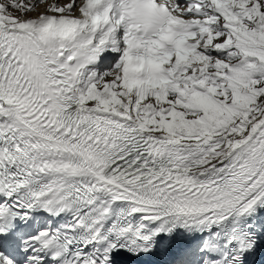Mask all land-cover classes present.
I'll use <instances>...</instances> for the list:
<instances>
[{
    "label": "snow or ice",
    "instance_id": "obj_1",
    "mask_svg": "<svg viewBox=\"0 0 264 264\" xmlns=\"http://www.w3.org/2000/svg\"><path fill=\"white\" fill-rule=\"evenodd\" d=\"M0 264H264V0H0Z\"/></svg>",
    "mask_w": 264,
    "mask_h": 264
}]
</instances>
